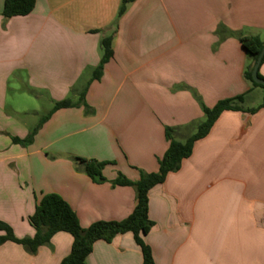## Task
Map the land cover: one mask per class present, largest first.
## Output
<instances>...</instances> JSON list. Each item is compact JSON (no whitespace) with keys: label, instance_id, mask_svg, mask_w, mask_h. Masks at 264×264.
Returning a JSON list of instances; mask_svg holds the SVG:
<instances>
[{"label":"crops","instance_id":"crops-1","mask_svg":"<svg viewBox=\"0 0 264 264\" xmlns=\"http://www.w3.org/2000/svg\"><path fill=\"white\" fill-rule=\"evenodd\" d=\"M0 0V222L18 239L42 194H55L81 228L121 222L136 204L131 182L158 172L168 149L164 129L181 139L203 119L200 105L243 96L224 112L176 172L153 188L143 237L154 264H264L263 95L244 79L238 40L264 43V0H135L117 18L121 0H37L31 14L5 19ZM111 37L112 58L92 75ZM258 72L264 78V62ZM86 88L83 107L54 112L27 146L39 112ZM32 90L36 95H32ZM260 101L246 105L253 95ZM41 104V105H40ZM75 158L107 163L104 182ZM0 235L3 233L0 232ZM72 237L53 236L35 254L7 242L0 264H60ZM86 264H142L131 233L94 243Z\"/></svg>","mask_w":264,"mask_h":264},{"label":"trees","instance_id":"trees-1","mask_svg":"<svg viewBox=\"0 0 264 264\" xmlns=\"http://www.w3.org/2000/svg\"><path fill=\"white\" fill-rule=\"evenodd\" d=\"M37 0H5L2 10V17L9 19L12 17H24L32 13ZM135 0H121L117 18L121 17L126 7ZM238 40L246 53L248 65L244 71V79L250 83L251 88H264L252 81V64L257 60L264 43L258 37H242ZM102 57L97 68L94 70L91 80H99L103 66L112 58L111 37L101 41ZM264 62L262 58L260 66ZM258 78L264 80L258 72ZM87 86L78 92L77 101L72 100L75 91L70 92V97L55 103L52 110L46 114L36 127L24 139L12 138L16 145L27 146L33 142L34 136L49 117L61 109L83 107L86 114H92V110L85 103V93ZM30 94L36 95L32 90ZM243 96L234 99L219 101L213 108L208 109L200 105L203 112L202 121L196 123L193 133L181 139L179 130L181 128L164 129V137L168 141V149L158 161V172L146 174L140 172L139 180L131 182L122 175H118L111 182L113 186L132 187L136 194V204L132 213L121 222H96L86 229L81 228L78 219L69 204L60 196L55 194H42L38 201L35 211L28 218V224L34 229L31 238L18 239L12 228L0 222V246L7 243H15L22 246L28 253L35 254L36 251L49 244L50 240L59 233H66L72 237L70 253L60 264H86V258L90 255L94 243L98 241L111 242L117 235L131 233L135 244L140 248L142 254V264H154L150 248L144 243L143 237L150 231L153 224L148 219V197L150 191L156 186L161 185L169 173L176 172L184 159H187L193 150L194 144L208 135L213 124L224 112L240 111L241 107L237 104L243 103ZM264 107V98L259 107L251 110L256 112ZM74 162L83 167L84 172L92 180L98 183L104 182L102 171L107 163L93 160L75 158Z\"/></svg>","mask_w":264,"mask_h":264},{"label":"water","instance_id":"water-1","mask_svg":"<svg viewBox=\"0 0 264 264\" xmlns=\"http://www.w3.org/2000/svg\"><path fill=\"white\" fill-rule=\"evenodd\" d=\"M263 56H264V46H263L262 50L260 51V54H259L257 60L255 61V63L252 64L251 78H252V81L254 83H256L257 85H260L264 88V80L258 78V69L260 67Z\"/></svg>","mask_w":264,"mask_h":264},{"label":"rangeland","instance_id":"rangeland-1","mask_svg":"<svg viewBox=\"0 0 264 264\" xmlns=\"http://www.w3.org/2000/svg\"><path fill=\"white\" fill-rule=\"evenodd\" d=\"M256 91H257V93H258L257 95H259V96H260V95H263V93H264L263 89H261V88H257ZM255 99H256V98H255L254 94L251 95V96H249L247 102H245L246 105H248V106H253V105H255V106H256V104H258V102H260V101H257V102H256ZM40 105H41V104H40ZM46 114H47V113H45L44 111L39 112V117L36 119V122H39L40 119H42Z\"/></svg>","mask_w":264,"mask_h":264}]
</instances>
